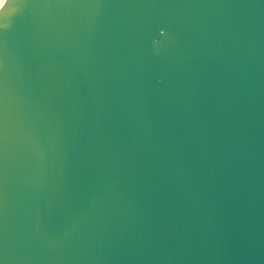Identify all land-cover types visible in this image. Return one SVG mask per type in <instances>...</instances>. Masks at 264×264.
<instances>
[{
    "label": "water",
    "instance_id": "1",
    "mask_svg": "<svg viewBox=\"0 0 264 264\" xmlns=\"http://www.w3.org/2000/svg\"><path fill=\"white\" fill-rule=\"evenodd\" d=\"M15 3L0 264H264V0Z\"/></svg>",
    "mask_w": 264,
    "mask_h": 264
},
{
    "label": "clouds",
    "instance_id": "2",
    "mask_svg": "<svg viewBox=\"0 0 264 264\" xmlns=\"http://www.w3.org/2000/svg\"><path fill=\"white\" fill-rule=\"evenodd\" d=\"M10 11L5 13L0 11V29L8 30L12 27V17L20 12V8L16 5L15 0H9Z\"/></svg>",
    "mask_w": 264,
    "mask_h": 264
},
{
    "label": "snow or ice",
    "instance_id": "3",
    "mask_svg": "<svg viewBox=\"0 0 264 264\" xmlns=\"http://www.w3.org/2000/svg\"><path fill=\"white\" fill-rule=\"evenodd\" d=\"M9 2V0H5V3H8Z\"/></svg>",
    "mask_w": 264,
    "mask_h": 264
},
{
    "label": "bare ground",
    "instance_id": "4",
    "mask_svg": "<svg viewBox=\"0 0 264 264\" xmlns=\"http://www.w3.org/2000/svg\"><path fill=\"white\" fill-rule=\"evenodd\" d=\"M3 0H0V4L2 3Z\"/></svg>",
    "mask_w": 264,
    "mask_h": 264
}]
</instances>
